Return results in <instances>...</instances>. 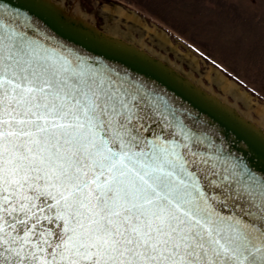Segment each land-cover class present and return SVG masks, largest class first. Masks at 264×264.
<instances>
[{
  "label": "snow or ice",
  "instance_id": "snow-or-ice-1",
  "mask_svg": "<svg viewBox=\"0 0 264 264\" xmlns=\"http://www.w3.org/2000/svg\"><path fill=\"white\" fill-rule=\"evenodd\" d=\"M3 11L0 264H264V174L134 78L37 51Z\"/></svg>",
  "mask_w": 264,
  "mask_h": 264
},
{
  "label": "water",
  "instance_id": "water-1",
  "mask_svg": "<svg viewBox=\"0 0 264 264\" xmlns=\"http://www.w3.org/2000/svg\"><path fill=\"white\" fill-rule=\"evenodd\" d=\"M6 20L19 21L37 51L55 59L96 61V66L134 78L163 96L179 114L195 123L217 147L240 157L257 175L264 174V124L234 102L212 91L166 56L108 26L98 28L61 0H0ZM18 12L20 15H10Z\"/></svg>",
  "mask_w": 264,
  "mask_h": 264
},
{
  "label": "rangeland",
  "instance_id": "rangeland-1",
  "mask_svg": "<svg viewBox=\"0 0 264 264\" xmlns=\"http://www.w3.org/2000/svg\"><path fill=\"white\" fill-rule=\"evenodd\" d=\"M61 1L67 8H76L86 15L98 28L117 24L118 32L135 39L140 31L144 45L165 55L228 102H234L230 93L210 81L216 76L210 67L217 69L227 80L235 82L238 90L249 92V109L240 100L234 103L259 120L253 109L264 105V0ZM118 5L128 13L133 11L148 27L156 25V30L164 31L175 47L157 45L152 41L154 33L141 24L136 23L128 33L126 25L134 24L132 20L107 9Z\"/></svg>",
  "mask_w": 264,
  "mask_h": 264
},
{
  "label": "bare ground",
  "instance_id": "bare-ground-1",
  "mask_svg": "<svg viewBox=\"0 0 264 264\" xmlns=\"http://www.w3.org/2000/svg\"><path fill=\"white\" fill-rule=\"evenodd\" d=\"M116 7V8H115ZM115 7H111L107 9L113 11V13H117L118 17L119 16H124L125 18H129L132 20V22L134 24L131 23V25H126L127 31L128 33L131 31L130 28H133V26L137 23V24H141L144 25L147 28V31H152L155 35V39L152 37V41L155 42L157 45H159L160 47L166 48V45H169L170 48H174L175 46H173L170 41L168 36L166 35V33L164 31H158L156 30V25H152V27H148L145 22L139 18L138 15H136L135 13H133V11L131 13H128L126 10H124L122 7L115 6ZM105 8V7H104ZM111 11H109L111 13ZM115 15V14H114ZM110 28L117 30V24H112L110 26ZM139 37L135 40L141 41L142 39V34L139 31ZM125 34V33H124ZM127 35V34H126ZM130 35V34H129ZM176 54V53H175ZM165 56V55H164ZM192 59L195 61V58L193 56H191ZM191 59V60H192ZM195 63V62H194ZM197 64V63H196ZM209 70V69H208ZM210 70H214L216 76L210 78L209 75H206L208 77V79L210 78V81H214L217 83V86L219 85V87H221L223 89V91L228 92L231 94V96L235 100H240L246 107L247 109H249L251 107L250 104V100H251V96L248 94L249 92H246L245 90H238L239 86L230 80H227L226 77H224L225 75L221 74L217 69L210 67ZM209 72V71H208ZM211 73V72H210ZM207 74V73H206ZM242 104V105H243ZM255 111V113L257 114V116H259V120L260 122H262V120L264 119V105H258L256 108L253 109ZM244 111L246 113H248V110H241Z\"/></svg>",
  "mask_w": 264,
  "mask_h": 264
}]
</instances>
